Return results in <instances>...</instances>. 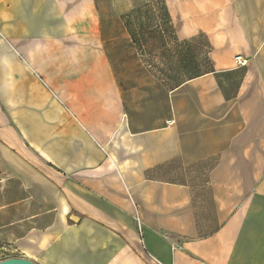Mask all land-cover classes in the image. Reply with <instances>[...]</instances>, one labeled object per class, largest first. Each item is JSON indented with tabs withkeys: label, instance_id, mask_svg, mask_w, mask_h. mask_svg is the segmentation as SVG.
<instances>
[{
	"label": "crops",
	"instance_id": "1",
	"mask_svg": "<svg viewBox=\"0 0 264 264\" xmlns=\"http://www.w3.org/2000/svg\"><path fill=\"white\" fill-rule=\"evenodd\" d=\"M143 1L0 0V262L264 264V0Z\"/></svg>",
	"mask_w": 264,
	"mask_h": 264
},
{
	"label": "rangeland",
	"instance_id": "2",
	"mask_svg": "<svg viewBox=\"0 0 264 264\" xmlns=\"http://www.w3.org/2000/svg\"><path fill=\"white\" fill-rule=\"evenodd\" d=\"M144 1H143V5H144ZM148 9H149L148 6L143 7L141 13H137V14L134 15L135 18L133 17V14L132 15L131 14H127V16L130 15L135 20L157 21L158 24H159V30L161 28L162 31H165L166 23L168 21V18H167V15L165 14V12H160V7H159V12H157V13H149ZM113 15L117 16L118 13H115ZM5 255L7 256L8 254L3 249H1L0 250V258H4Z\"/></svg>",
	"mask_w": 264,
	"mask_h": 264
},
{
	"label": "water",
	"instance_id": "3",
	"mask_svg": "<svg viewBox=\"0 0 264 264\" xmlns=\"http://www.w3.org/2000/svg\"><path fill=\"white\" fill-rule=\"evenodd\" d=\"M0 264H36V263L25 258H10V259L2 260Z\"/></svg>",
	"mask_w": 264,
	"mask_h": 264
},
{
	"label": "built area",
	"instance_id": "4",
	"mask_svg": "<svg viewBox=\"0 0 264 264\" xmlns=\"http://www.w3.org/2000/svg\"><path fill=\"white\" fill-rule=\"evenodd\" d=\"M238 63L240 64V65H244V64H246V61H243V60H241L240 58H238Z\"/></svg>",
	"mask_w": 264,
	"mask_h": 264
}]
</instances>
